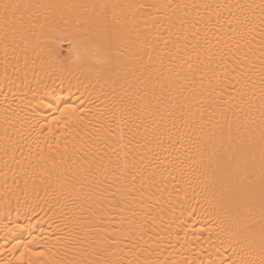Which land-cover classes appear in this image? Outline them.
<instances>
[{
	"label": "bare ground",
	"instance_id": "obj_1",
	"mask_svg": "<svg viewBox=\"0 0 264 264\" xmlns=\"http://www.w3.org/2000/svg\"><path fill=\"white\" fill-rule=\"evenodd\" d=\"M261 3L0 0V264H261Z\"/></svg>",
	"mask_w": 264,
	"mask_h": 264
},
{
	"label": "snow or ice",
	"instance_id": "obj_2",
	"mask_svg": "<svg viewBox=\"0 0 264 264\" xmlns=\"http://www.w3.org/2000/svg\"><path fill=\"white\" fill-rule=\"evenodd\" d=\"M21 7H25V8H41V7H46L45 5H19V4H15V3H5L3 5V16H4V25H5V35L7 36L8 34V25L9 22L11 21L13 24V30L15 33L19 34L23 31H31L32 30V25H31V21L28 22V26L27 28H25L24 23H22V17H18V12L19 9ZM50 7V6H48ZM137 7L139 9H143L145 11H149L151 9H157L159 10L160 8H166V7H172L171 5H159V4H148L147 6H145L144 4H139L137 5ZM185 8H187V5H184ZM193 7H199L197 5H193ZM203 7L205 8H211V5H204ZM217 8H221L223 7V5H217ZM260 9H261V13L262 15H264V0H262V3L259 5ZM180 28L181 30H185V25H188L191 28H195L196 31L193 33V38L196 39V37L199 35L200 29L197 28L196 26L198 24H205L206 25V30H207V25H210L212 23L211 21V17H209L207 20L204 17H200L199 19H192L189 20V18L185 17V18H180ZM22 39L24 38L23 36L21 37ZM147 43V41H145ZM68 43L71 45L72 41H68ZM198 43V41H197ZM198 55V54H197ZM149 59H151V57H149ZM191 57H189L188 59L184 60V64L187 65V68L189 70V73L194 77L195 72L199 71L200 69L198 67H195L191 62ZM262 99H264V97H262ZM133 115H135V113H133ZM261 116L264 117V111L261 112ZM182 118V117H181ZM114 117H110L108 118V120L106 121L107 123V130H106V134L103 136L102 138V143L105 145V147H110L111 146V137H112V132L113 129L111 128V123L113 122ZM129 122L133 123V126L137 128H139L138 125H135L133 121H131V118H129ZM262 125H264V119H262L261 121ZM121 125H125V120L123 118V114H121V119L117 122V129L119 130V140L117 141V143H120L121 148L123 147V140H124V131L123 128L121 127ZM126 126V125H125ZM105 125L102 124L101 125V129H104ZM129 132L132 131V129H128ZM135 136H132V140H135ZM262 138H264V132H262ZM129 143H131V140L129 141ZM261 264H264V260L261 261Z\"/></svg>",
	"mask_w": 264,
	"mask_h": 264
}]
</instances>
